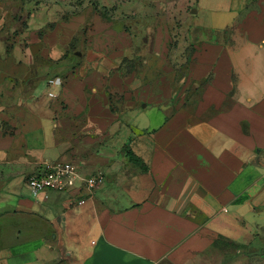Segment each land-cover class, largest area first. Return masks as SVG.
I'll list each match as a JSON object with an SVG mask.
<instances>
[{"label":"crops","instance_id":"0c3cea01","mask_svg":"<svg viewBox=\"0 0 264 264\" xmlns=\"http://www.w3.org/2000/svg\"><path fill=\"white\" fill-rule=\"evenodd\" d=\"M183 18L179 80L102 47L72 56L73 30L42 75L35 41L0 35V264H211L186 254L202 232L264 240V0H195ZM59 159L104 173L85 204L29 192Z\"/></svg>","mask_w":264,"mask_h":264},{"label":"rangeland","instance_id":"374dc122","mask_svg":"<svg viewBox=\"0 0 264 264\" xmlns=\"http://www.w3.org/2000/svg\"><path fill=\"white\" fill-rule=\"evenodd\" d=\"M194 1L0 0V35L20 41L22 46L35 41L33 50L39 56L42 75L68 61L62 59L55 64L47 58L56 53L58 38L73 30L69 52L72 56L88 55L92 49L102 47L104 53L123 56L119 60L123 71L138 68L144 73H165L171 70L179 80L184 71L176 62L184 42L181 31L190 24L189 17L183 18V12L188 14ZM206 20V15L201 13L192 23L197 26ZM63 22L70 24L61 26L63 31H56ZM181 53L190 54V48ZM72 62L77 65L81 60ZM175 67H178L176 72ZM45 88L41 85L38 94ZM256 242L252 247L202 232L189 241L186 254L195 255L199 261L208 259L211 264H264V240Z\"/></svg>","mask_w":264,"mask_h":264},{"label":"built area","instance_id":"2783aa9c","mask_svg":"<svg viewBox=\"0 0 264 264\" xmlns=\"http://www.w3.org/2000/svg\"><path fill=\"white\" fill-rule=\"evenodd\" d=\"M104 182V173L85 174L79 163L59 159L47 162L44 171L30 176L26 185L32 195H42L44 198H48L52 192L72 193L78 197V204L82 205Z\"/></svg>","mask_w":264,"mask_h":264},{"label":"trees","instance_id":"16d2710c","mask_svg":"<svg viewBox=\"0 0 264 264\" xmlns=\"http://www.w3.org/2000/svg\"><path fill=\"white\" fill-rule=\"evenodd\" d=\"M128 153L132 154V155H130V158H131L132 160H135V161H137V162H140V159H138L137 157H135L131 151H128Z\"/></svg>","mask_w":264,"mask_h":264}]
</instances>
